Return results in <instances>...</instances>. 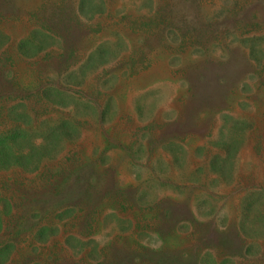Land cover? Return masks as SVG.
Segmentation results:
<instances>
[{
    "label": "rangeland",
    "instance_id": "374dc122",
    "mask_svg": "<svg viewBox=\"0 0 264 264\" xmlns=\"http://www.w3.org/2000/svg\"><path fill=\"white\" fill-rule=\"evenodd\" d=\"M0 264H264V0H0Z\"/></svg>",
    "mask_w": 264,
    "mask_h": 264
}]
</instances>
